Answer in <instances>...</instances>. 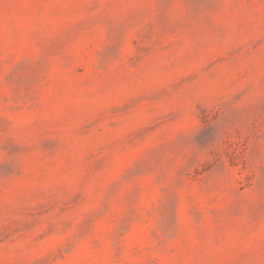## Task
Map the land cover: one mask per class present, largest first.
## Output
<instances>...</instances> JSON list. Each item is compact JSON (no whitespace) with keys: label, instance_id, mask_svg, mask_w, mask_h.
Segmentation results:
<instances>
[{"label":"rangeland","instance_id":"rangeland-1","mask_svg":"<svg viewBox=\"0 0 264 264\" xmlns=\"http://www.w3.org/2000/svg\"><path fill=\"white\" fill-rule=\"evenodd\" d=\"M0 264H264V0H0Z\"/></svg>","mask_w":264,"mask_h":264}]
</instances>
